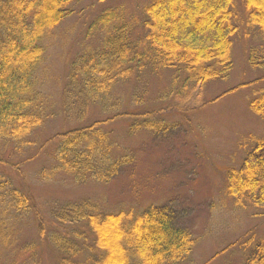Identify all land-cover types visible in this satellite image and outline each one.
<instances>
[{"label":"trees","instance_id":"16d2710c","mask_svg":"<svg viewBox=\"0 0 264 264\" xmlns=\"http://www.w3.org/2000/svg\"><path fill=\"white\" fill-rule=\"evenodd\" d=\"M78 1L0 0V141L5 147L7 142L25 144L49 117L39 80L46 55L43 39ZM238 2L239 10L235 0H149L138 18L121 6L100 11L85 33L98 42L76 53L68 65L63 105L72 111L80 106L81 118L95 105L117 113L51 136L56 163L41 174L65 173L77 183L110 182L131 156H113L110 131L101 124L133 115L144 119L131 123V131L164 129L149 110L138 116V110L120 109V96H114L119 86L135 87L146 72L169 71L170 81L151 100L146 89L133 93L132 106L158 104L191 84L198 88L227 79L233 67V37L255 29L261 43L248 48L245 56L264 78V0ZM249 108L264 119V90L250 100ZM225 189L240 206L264 212V136L252 140L237 167L225 170ZM29 201L20 189L0 182V212L9 219H21L31 209ZM52 217L61 231L51 230L48 236L60 254L56 264H176L189 257L195 243L191 232L175 225L158 205L134 213L101 212L84 199L59 204ZM38 223L43 234L44 222L39 218ZM68 224L82 228L71 230ZM71 231L73 240L67 237ZM251 242L241 244L247 248L244 264H264V236L246 247Z\"/></svg>","mask_w":264,"mask_h":264},{"label":"rangeland","instance_id":"374dc122","mask_svg":"<svg viewBox=\"0 0 264 264\" xmlns=\"http://www.w3.org/2000/svg\"><path fill=\"white\" fill-rule=\"evenodd\" d=\"M147 1L80 0L43 39L46 55L39 80L50 105L49 117L21 146L7 142L5 147L0 141V182L20 189L31 204L19 220L0 212V264H56L60 254L48 236L51 230L61 231L52 210L84 199L101 212L164 207L172 222L195 238L189 257L176 264H244L247 248L241 244L251 238L249 247L264 236V212L256 214L240 206L225 189V170L237 167L252 140L264 136V119L249 108L250 100L264 90L262 71L250 68L245 56L248 48L261 43L255 29L233 37V67L225 80L198 88L191 84L180 95L139 106L129 103L132 94L146 89L148 99L156 97L169 83V71L146 72L135 87L127 84L114 90V96H120V109L138 110V116L149 110L151 119L160 121L164 129L131 131V123L144 119L133 115L101 124L110 131L113 156H131L110 182L77 183L65 173L41 174L56 163L55 145L48 141L55 133L117 113L95 105L81 118L80 106L72 111L63 105L70 61L98 42L96 37L85 36L88 24L104 8L114 6L138 18ZM39 218L44 222L43 234ZM67 228L82 227L68 224ZM68 236L73 240L72 231Z\"/></svg>","mask_w":264,"mask_h":264}]
</instances>
